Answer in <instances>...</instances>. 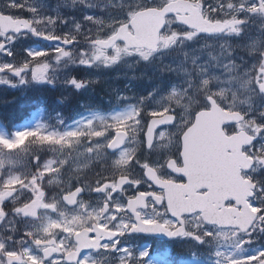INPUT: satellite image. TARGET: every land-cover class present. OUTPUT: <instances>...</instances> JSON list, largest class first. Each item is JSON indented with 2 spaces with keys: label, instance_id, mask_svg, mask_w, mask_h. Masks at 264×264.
<instances>
[{
  "label": "snow or ice",
  "instance_id": "snow-or-ice-1",
  "mask_svg": "<svg viewBox=\"0 0 264 264\" xmlns=\"http://www.w3.org/2000/svg\"><path fill=\"white\" fill-rule=\"evenodd\" d=\"M128 60L150 88L17 122ZM0 87V264H264V0H0ZM215 113L239 190L188 204L186 142Z\"/></svg>",
  "mask_w": 264,
  "mask_h": 264
},
{
  "label": "flooded vegetation",
  "instance_id": "flooded-vegetation-1",
  "mask_svg": "<svg viewBox=\"0 0 264 264\" xmlns=\"http://www.w3.org/2000/svg\"><path fill=\"white\" fill-rule=\"evenodd\" d=\"M50 2L54 3V0H50ZM27 43L29 42H22V46H26ZM73 71L78 77L84 76L81 68ZM69 94H72L70 99L68 94L61 96L57 92L47 93L45 102L39 106V109L52 110L57 117H62L66 123L70 124L73 118L79 117L78 113L82 112L83 109L77 106L80 102L81 93ZM14 95L15 93L12 90L0 87V101L11 99ZM0 109L3 112L13 111V109L3 107H0ZM37 110L34 106L25 105L23 100L18 101L14 108L17 122L24 124L26 121L32 120V116ZM225 115L220 113L208 114L206 125L199 130L196 142L190 146L186 142L185 155L188 162V171L197 182L183 189L189 194L185 203L214 202L224 196L231 195V189L239 190L234 172L242 159L237 151L240 138L239 136H227L220 130V123ZM56 118H52V120H56ZM229 149L232 151L229 152ZM201 184L208 185V196H199L196 193V189ZM172 190L175 191L176 189L173 188ZM174 250L187 254L194 249L188 245H177ZM195 250L199 255L204 256V250Z\"/></svg>",
  "mask_w": 264,
  "mask_h": 264
},
{
  "label": "rangeland",
  "instance_id": "rangeland-1",
  "mask_svg": "<svg viewBox=\"0 0 264 264\" xmlns=\"http://www.w3.org/2000/svg\"><path fill=\"white\" fill-rule=\"evenodd\" d=\"M81 69L84 70L86 76H89L90 80L96 81L94 83L90 82L88 89L83 90L81 93L80 102L85 105H88L90 102L107 106L105 104L106 100L111 99L113 103H116V97L120 93H131L152 86L149 83V77L153 76L152 70H146L142 65L138 66L132 60H128L119 67L110 70L99 69L98 71H94L92 69ZM103 73H106L105 79H103ZM101 80H106L105 90L97 86ZM154 82L155 80L153 79V83ZM68 97L69 99L72 98V94H68ZM86 110L88 109L86 108ZM91 110L100 111V109L96 107H92ZM81 111H84V109ZM52 113V110L44 111L43 109H39L33 114L32 120L24 124L34 125L36 122H42L48 124L50 127H56L58 126V120L62 117L56 116V118ZM85 114L87 113L85 112ZM54 117L56 120H52ZM24 124L20 125L23 126ZM81 162H84V159H82Z\"/></svg>",
  "mask_w": 264,
  "mask_h": 264
}]
</instances>
